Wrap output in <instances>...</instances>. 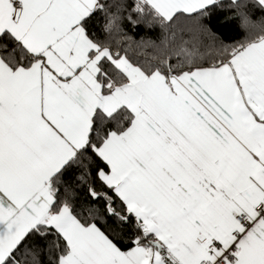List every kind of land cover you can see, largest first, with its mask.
<instances>
[{
    "label": "snow or ice",
    "instance_id": "snow-or-ice-1",
    "mask_svg": "<svg viewBox=\"0 0 264 264\" xmlns=\"http://www.w3.org/2000/svg\"><path fill=\"white\" fill-rule=\"evenodd\" d=\"M0 264H264V0H0Z\"/></svg>",
    "mask_w": 264,
    "mask_h": 264
}]
</instances>
